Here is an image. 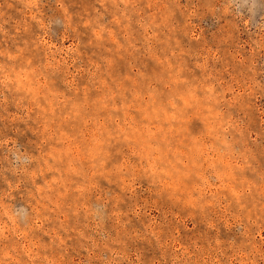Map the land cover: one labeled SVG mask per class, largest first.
<instances>
[{"label": "rangeland", "instance_id": "rangeland-1", "mask_svg": "<svg viewBox=\"0 0 264 264\" xmlns=\"http://www.w3.org/2000/svg\"><path fill=\"white\" fill-rule=\"evenodd\" d=\"M0 264H264V0H0Z\"/></svg>", "mask_w": 264, "mask_h": 264}]
</instances>
